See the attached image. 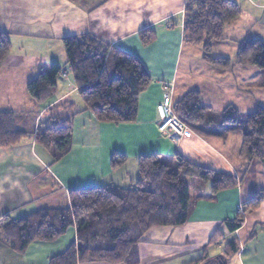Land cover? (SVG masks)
<instances>
[{
  "label": "crops",
  "instance_id": "1",
  "mask_svg": "<svg viewBox=\"0 0 264 264\" xmlns=\"http://www.w3.org/2000/svg\"><path fill=\"white\" fill-rule=\"evenodd\" d=\"M238 1L241 16L226 25L224 39L212 42L211 56L232 62L231 67L221 69L204 60L200 45L185 42L186 0H0V31L9 33L12 43L0 68V112L34 116L35 127L44 131L52 122L51 107L69 101L77 111L70 150L54 164L34 137L0 146V215L16 219L39 210L70 208L71 189L127 188L139 176V157L180 154L191 163L234 177L237 183L213 193L210 181L192 179L189 220L179 227L152 228L138 244L137 264H194L205 252L214 261L221 251L212 255L210 246L222 249L233 237L239 241L235 256L240 264H264V199L246 213L237 230L230 232L223 226L255 194H264V159L250 162L241 155L243 131L214 136L187 124L189 129L176 145L157 128V105L169 92L175 103L197 91L201 102L215 112L234 106L248 114L264 106V69L237 62L242 42L264 41V0ZM147 28L156 37L144 44L140 34ZM82 33L136 56L148 70L151 81L140 94L136 121L99 122L84 110L63 44L65 37ZM37 53L52 55L47 61H35ZM17 55L21 60L13 61ZM52 64L61 66L67 75L58 79L51 97L38 102L29 94L28 82ZM115 152L126 160L113 169ZM219 227L222 238L210 244ZM76 239V228L71 227L55 241L31 243L22 254L0 241V264H50Z\"/></svg>",
  "mask_w": 264,
  "mask_h": 264
},
{
  "label": "trees",
  "instance_id": "2",
  "mask_svg": "<svg viewBox=\"0 0 264 264\" xmlns=\"http://www.w3.org/2000/svg\"><path fill=\"white\" fill-rule=\"evenodd\" d=\"M238 0H186L184 9V40L200 45L203 58L215 67L232 66L229 58L211 56L212 42L224 39L226 25L241 16ZM144 44L155 37L152 28L142 30ZM67 64L78 86L84 110L92 112L99 122L125 123L137 120L140 94L148 87L151 76L134 55L110 47L90 33L63 39ZM11 36L0 31V68L11 50ZM237 62L264 69V41L248 39L241 43ZM63 68L52 64L27 85L29 94L44 102L53 94ZM75 104L63 101L48 111L51 124L44 131L35 127V117L14 112H0V146L10 147L23 139L35 141L50 155L54 164L70 150ZM179 118L192 129L207 135L226 136L241 129V155L248 161L264 159V106L242 114L234 106L221 112L201 102L197 91L188 92L174 103ZM126 160L115 152L113 169ZM139 176L127 188L100 186L70 190V208L44 209L11 219L0 215V241L17 253H24L35 241L52 242L75 227L77 239L68 249L50 260V264H137L138 244L154 227H179L187 223L191 209V180L210 181L212 191L236 185L228 174L191 163L180 154L166 157L151 154L138 158ZM264 194H255L242 213L224 221L233 232L245 222V215L257 209ZM223 236L219 227L210 238L217 243ZM240 250L238 238L227 240L216 259L230 260ZM208 260L207 253L194 264ZM193 264V263H192Z\"/></svg>",
  "mask_w": 264,
  "mask_h": 264
},
{
  "label": "built area",
  "instance_id": "3",
  "mask_svg": "<svg viewBox=\"0 0 264 264\" xmlns=\"http://www.w3.org/2000/svg\"><path fill=\"white\" fill-rule=\"evenodd\" d=\"M62 75L66 76V71ZM157 112L159 117L157 124L158 131L172 143L178 145L189 129V126L176 113L171 92L164 95L161 102L157 105ZM242 212L241 207L239 208V213Z\"/></svg>",
  "mask_w": 264,
  "mask_h": 264
},
{
  "label": "rangeland",
  "instance_id": "4",
  "mask_svg": "<svg viewBox=\"0 0 264 264\" xmlns=\"http://www.w3.org/2000/svg\"><path fill=\"white\" fill-rule=\"evenodd\" d=\"M14 46H16V43L13 44ZM51 54V53H50ZM47 55V54H44V53H37V55H34L35 56V61H47L49 60L48 58L52 55ZM53 57V56H52ZM30 60L31 61H34L32 55L29 56ZM18 60H21V56L20 55H17V56H14L13 57V61H18ZM66 68V67H65ZM46 71V69H44ZM49 70V69H48ZM47 70V71H48ZM209 183V182H208ZM221 251V246L218 247V245H211L210 246V253L212 255H214L216 252H220ZM228 264H240V261L238 259L237 256H233L231 257V259L229 260Z\"/></svg>",
  "mask_w": 264,
  "mask_h": 264
},
{
  "label": "water",
  "instance_id": "5",
  "mask_svg": "<svg viewBox=\"0 0 264 264\" xmlns=\"http://www.w3.org/2000/svg\"><path fill=\"white\" fill-rule=\"evenodd\" d=\"M210 260L208 261H205L204 263L202 264H209ZM219 264H228V260H221V262Z\"/></svg>",
  "mask_w": 264,
  "mask_h": 264
},
{
  "label": "flooded vegetation",
  "instance_id": "6",
  "mask_svg": "<svg viewBox=\"0 0 264 264\" xmlns=\"http://www.w3.org/2000/svg\"><path fill=\"white\" fill-rule=\"evenodd\" d=\"M223 259H216L214 261H210L209 264H219Z\"/></svg>",
  "mask_w": 264,
  "mask_h": 264
}]
</instances>
